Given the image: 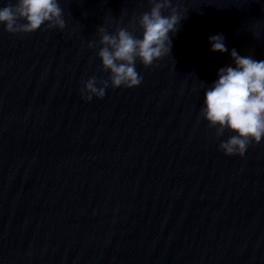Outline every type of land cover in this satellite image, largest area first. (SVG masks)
<instances>
[{
    "label": "clouds",
    "instance_id": "9594fccd",
    "mask_svg": "<svg viewBox=\"0 0 264 264\" xmlns=\"http://www.w3.org/2000/svg\"><path fill=\"white\" fill-rule=\"evenodd\" d=\"M151 7L139 17H133L129 27H117L113 33L97 28L99 41H89V48L101 61V71L107 79L96 76L82 81L81 95L86 101L93 97L102 99L105 90L137 87L143 77L136 69V62L151 67L155 61L170 55V33L178 30L181 15L173 0H148ZM64 11L59 0H15L0 7V25L9 33H33L46 25L45 30L66 27ZM137 26L141 31L135 35ZM211 51L227 52L225 37L215 34L209 37ZM235 66L218 70V79L204 91L203 106L199 117L215 129L217 138L228 131L233 133L222 140L219 149L227 156L243 157L248 147L264 139V60L241 56L231 50ZM99 85V86H98Z\"/></svg>",
    "mask_w": 264,
    "mask_h": 264
}]
</instances>
